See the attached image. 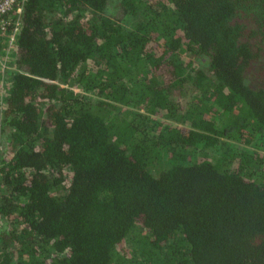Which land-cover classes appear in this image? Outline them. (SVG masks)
<instances>
[{"label":"trees","instance_id":"1","mask_svg":"<svg viewBox=\"0 0 264 264\" xmlns=\"http://www.w3.org/2000/svg\"><path fill=\"white\" fill-rule=\"evenodd\" d=\"M19 20L0 264H264V0H21Z\"/></svg>","mask_w":264,"mask_h":264},{"label":"built area","instance_id":"2","mask_svg":"<svg viewBox=\"0 0 264 264\" xmlns=\"http://www.w3.org/2000/svg\"><path fill=\"white\" fill-rule=\"evenodd\" d=\"M21 0H0V43L8 42L12 45L15 33L20 25ZM3 58L0 56V69L4 67Z\"/></svg>","mask_w":264,"mask_h":264},{"label":"rangeland","instance_id":"3","mask_svg":"<svg viewBox=\"0 0 264 264\" xmlns=\"http://www.w3.org/2000/svg\"><path fill=\"white\" fill-rule=\"evenodd\" d=\"M4 45H8V42L6 41ZM185 55H181L182 60L185 59ZM205 61L204 58H193V63L196 64L198 63L199 65L202 64ZM185 62V61H184ZM2 83L4 84V81H2ZM7 132V127L4 126L1 130H0V157H4L6 155V144L4 143V134ZM260 152L264 153V148H260L257 149Z\"/></svg>","mask_w":264,"mask_h":264}]
</instances>
